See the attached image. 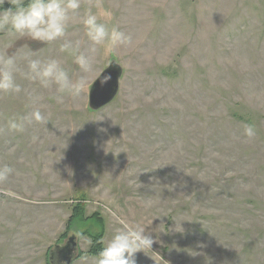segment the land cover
Masks as SVG:
<instances>
[{
  "label": "rangeland",
  "instance_id": "1",
  "mask_svg": "<svg viewBox=\"0 0 264 264\" xmlns=\"http://www.w3.org/2000/svg\"><path fill=\"white\" fill-rule=\"evenodd\" d=\"M90 3L132 43L98 48L85 91L59 102L20 80L38 101L0 94V126L36 108L47 120L0 131V166L14 170L0 184V264H49L72 233L71 264H92L88 234L104 246L118 216L154 239L137 264H264V0H83L81 11ZM68 36L90 47L78 18ZM22 45L82 74L56 42L24 38L9 53ZM112 62L118 93L91 109L89 88ZM77 202L90 221L68 229Z\"/></svg>",
  "mask_w": 264,
  "mask_h": 264
},
{
  "label": "clouds",
  "instance_id": "2",
  "mask_svg": "<svg viewBox=\"0 0 264 264\" xmlns=\"http://www.w3.org/2000/svg\"><path fill=\"white\" fill-rule=\"evenodd\" d=\"M6 0H0V94L15 97L26 94L33 103L39 100L34 90L29 91L20 80L38 83L43 89H54L56 99L63 101L65 95L79 97L86 88L87 74L94 68V57L99 49L109 52L132 43L130 34L116 25L102 22L93 6H83V0H7L11 6L5 8ZM78 18L85 34L90 41L86 51L81 50V42L68 36L69 28L74 19ZM30 39L42 44L57 43L58 51L70 57L76 64L81 75L73 78L71 70L62 59L43 56L28 45H22L11 54L18 40ZM42 51V50H41ZM107 82V78L100 81ZM94 119V120H100ZM33 122L46 123L44 115L36 108L25 114H12L5 118L0 131L23 132ZM103 131V129H100ZM248 139L256 136L253 125L243 129ZM37 137H33V140ZM13 168L5 164L0 166V184L9 180ZM6 194L13 196L11 190ZM118 227L106 240L104 247L92 258V264H137L136 253L151 250L154 239L140 223L130 222L125 217H116Z\"/></svg>",
  "mask_w": 264,
  "mask_h": 264
},
{
  "label": "water",
  "instance_id": "3",
  "mask_svg": "<svg viewBox=\"0 0 264 264\" xmlns=\"http://www.w3.org/2000/svg\"><path fill=\"white\" fill-rule=\"evenodd\" d=\"M121 73V67L113 62L99 73L88 92V103L91 109H99L114 99L119 90ZM104 78H107V82L101 84L100 81ZM49 254V259L53 254H56L61 264H71L78 254L77 236L72 233L63 245L56 244Z\"/></svg>",
  "mask_w": 264,
  "mask_h": 264
},
{
  "label": "trees",
  "instance_id": "4",
  "mask_svg": "<svg viewBox=\"0 0 264 264\" xmlns=\"http://www.w3.org/2000/svg\"><path fill=\"white\" fill-rule=\"evenodd\" d=\"M10 6L11 5L9 3L5 2V4H4L5 8L10 7ZM82 208H83V204H81L80 202H77L73 205L72 210H71V215L67 220V228L68 229L74 222L90 221V220H88V218L83 217L84 212H83ZM94 220L101 223L100 218H95ZM88 236L91 239V244L88 248L87 254L95 256L104 247L102 245V242L100 241L102 239V233L100 232L97 235L89 233ZM48 260H49V264H50V259H48Z\"/></svg>",
  "mask_w": 264,
  "mask_h": 264
},
{
  "label": "flooded vegetation",
  "instance_id": "5",
  "mask_svg": "<svg viewBox=\"0 0 264 264\" xmlns=\"http://www.w3.org/2000/svg\"><path fill=\"white\" fill-rule=\"evenodd\" d=\"M50 264H61V261L59 260L56 254H53L50 258Z\"/></svg>",
  "mask_w": 264,
  "mask_h": 264
}]
</instances>
